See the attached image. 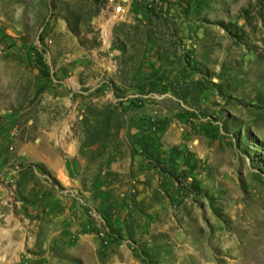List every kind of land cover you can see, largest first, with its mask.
<instances>
[{
  "label": "rangeland",
  "instance_id": "1",
  "mask_svg": "<svg viewBox=\"0 0 264 264\" xmlns=\"http://www.w3.org/2000/svg\"><path fill=\"white\" fill-rule=\"evenodd\" d=\"M120 1L0 0V264H112L142 246L156 264H256L264 0H129L116 15ZM66 142L88 174L76 187L35 159L63 167ZM135 156L168 178L159 231L135 192L114 196L125 214L97 202L100 172Z\"/></svg>",
  "mask_w": 264,
  "mask_h": 264
},
{
  "label": "crops",
  "instance_id": "2",
  "mask_svg": "<svg viewBox=\"0 0 264 264\" xmlns=\"http://www.w3.org/2000/svg\"><path fill=\"white\" fill-rule=\"evenodd\" d=\"M26 146V147H25ZM36 143L32 144H24L23 150H22V155L24 160H42L46 161L50 164V169L52 171V174L55 178L64 181L66 185H69L70 187H76L80 182L84 184L85 180H88V174L83 173L81 171L80 177L76 176L72 169L71 163L67 160L69 158V154L71 151L69 150V145L66 142L65 143V150L60 149L59 150V158L66 159L64 166H59V164H62L60 160L58 161H51L47 160L50 155L48 153V156L46 154V151H39L38 155H35V159H33L32 154L30 153L32 149L37 148ZM56 154H58L56 152ZM55 155V154H54ZM143 161L142 157L135 156V161L134 163L137 164L136 167H123L121 168L120 166L114 167L111 171L105 172L101 171V175H103V182L105 186H102V190L104 191V194L100 195L98 197V203H103L105 205V210L107 213L110 214H115L116 212H121L124 214L128 211H126V207L124 203H119L121 206H118L116 209V203H114V196L118 194V197H121L120 200H124L127 195V201H131V195H136V200L140 202V204H147L150 206L151 211L149 210V214L146 215V222L150 223V228L159 231L160 230V224L159 222L163 221L164 219L167 220V216H162L164 213V208L172 206V203L169 202L168 198H163L162 195L165 194L163 189H161V186L163 183L168 181L167 177H162L160 176L159 169L149 166ZM97 186L99 185V182H96ZM116 190V192H115ZM89 194V192H86ZM111 193L112 196L109 194ZM117 193V194H116ZM105 195L107 196V199L105 198ZM103 198H105V201H103ZM177 200H180L176 196ZM177 205V204H176ZM163 211V212H162ZM162 212V213H161ZM127 215H121L119 220H116L115 216H111L113 222H117L116 224L120 226L121 232H122V227H124V221L126 220ZM144 217V216H143ZM144 219V220H145ZM142 222V221H141ZM138 228H142L141 226ZM150 229V232H151ZM142 230V229H140ZM153 231L150 236L155 233ZM150 237H148L147 233V227L146 229L142 232V234H138V239L141 240V244L146 243V241L150 240ZM158 239V238H157ZM159 241V240H157ZM155 242V241H154ZM120 242L117 241L113 244L115 247L117 244ZM158 246L156 244L155 246H152L151 249L147 250L148 253H158L161 251L159 248H155ZM144 247V246H142ZM142 247H140L138 250H134L133 254L136 255L137 257H131L129 258L128 261L122 262V261H116L113 262L112 264H156L150 262V261H145L142 260L141 258L138 257V254L142 253ZM148 247V246H147ZM127 249V248H126ZM121 250V249H119ZM125 250V249H122Z\"/></svg>",
  "mask_w": 264,
  "mask_h": 264
},
{
  "label": "built area",
  "instance_id": "3",
  "mask_svg": "<svg viewBox=\"0 0 264 264\" xmlns=\"http://www.w3.org/2000/svg\"><path fill=\"white\" fill-rule=\"evenodd\" d=\"M129 0H121L120 3L114 8V13L116 15H123L125 14V11H126V2H128ZM100 236L101 237H104L105 236V233L104 232H101L100 233Z\"/></svg>",
  "mask_w": 264,
  "mask_h": 264
},
{
  "label": "bare ground",
  "instance_id": "4",
  "mask_svg": "<svg viewBox=\"0 0 264 264\" xmlns=\"http://www.w3.org/2000/svg\"><path fill=\"white\" fill-rule=\"evenodd\" d=\"M260 250H264V247L263 246H259L255 249V252H254V259L258 262H260L261 264H264V255H262V253L260 254L259 252H261ZM257 254H259V259H257ZM257 262V263H258ZM256 263V264H257Z\"/></svg>",
  "mask_w": 264,
  "mask_h": 264
}]
</instances>
